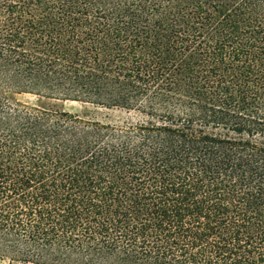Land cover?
Returning <instances> with one entry per match:
<instances>
[{
  "label": "trees",
  "instance_id": "16d2710c",
  "mask_svg": "<svg viewBox=\"0 0 264 264\" xmlns=\"http://www.w3.org/2000/svg\"><path fill=\"white\" fill-rule=\"evenodd\" d=\"M0 258L264 264V0H0Z\"/></svg>",
  "mask_w": 264,
  "mask_h": 264
},
{
  "label": "rangeland",
  "instance_id": "374dc122",
  "mask_svg": "<svg viewBox=\"0 0 264 264\" xmlns=\"http://www.w3.org/2000/svg\"><path fill=\"white\" fill-rule=\"evenodd\" d=\"M18 100L30 105H34L37 101L35 97L29 95L18 96ZM51 104L57 110L70 114H83L87 119L99 123L121 124L132 116V114H128L122 110L100 108L79 102L52 101ZM0 264H8V261L0 258Z\"/></svg>",
  "mask_w": 264,
  "mask_h": 264
}]
</instances>
